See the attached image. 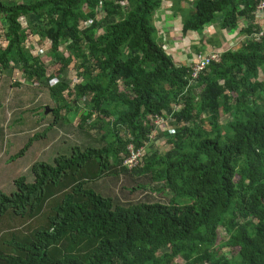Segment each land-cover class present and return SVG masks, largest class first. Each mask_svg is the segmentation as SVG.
<instances>
[{"label":"trees","instance_id":"1","mask_svg":"<svg viewBox=\"0 0 264 264\" xmlns=\"http://www.w3.org/2000/svg\"><path fill=\"white\" fill-rule=\"evenodd\" d=\"M163 1L0 2V79L10 72L18 85L17 70L45 85L52 126L88 98L77 125L106 143L36 162L32 182L19 177L13 193L0 192V264H264V33L250 38L261 33L253 16L264 0L171 3L182 37L220 51L195 83L191 64L158 36ZM209 27L246 41L228 49L206 36ZM66 70L80 76L75 83L62 78ZM163 112L173 130L159 135L166 151L150 144L142 164L127 169L126 146L150 143ZM126 171L147 180L140 188L159 184L169 201L122 204L88 187Z\"/></svg>","mask_w":264,"mask_h":264},{"label":"rangeland","instance_id":"2","mask_svg":"<svg viewBox=\"0 0 264 264\" xmlns=\"http://www.w3.org/2000/svg\"><path fill=\"white\" fill-rule=\"evenodd\" d=\"M164 1L171 5L174 0ZM120 5L124 9L127 7L126 2H121ZM258 6L262 8V5ZM163 7L165 8L166 5H163ZM170 11L171 13L160 11L154 18L158 36L164 40L167 52L174 54L177 60L180 58V62L189 63L191 62L187 60L189 56L198 52L205 55L212 52V49H217L208 46L202 50H196L194 46L201 39L196 35L182 37L180 17L171 9ZM254 13V22L259 23L256 26H261L260 22L262 23L264 18H259L260 16L256 13V10ZM36 21L35 16L29 17V23L36 25L34 24ZM246 24L247 22H241L239 29L245 27ZM2 27L3 24L0 23V30ZM209 28L206 29V36H213L214 39H218L220 42H228V49H235L246 41L244 37L236 36L238 32L227 38L220 34L218 29ZM251 39L255 40L256 38L251 37ZM39 56L43 60L48 57L47 52ZM48 72H50V69H48ZM66 72L70 74H65L62 78L70 84L75 83V79L80 77L72 70H66ZM5 73L7 74L0 79V192L6 195L13 193L15 191L14 181L19 177H25L28 182H32L30 167L36 162L52 164L55 157L71 154L72 146L85 149L86 147L100 148L106 144L99 141L101 137L99 132L87 128L81 129L77 125L79 114L86 110L85 103H88V98L80 102L76 109L73 108L69 113H66L65 121H60L59 125H63L65 130L60 129L59 126L53 129L51 125L53 124V113L50 110L54 103L49 96L48 88L43 84H39V82L32 84L17 70H15L14 78L19 84L12 85L13 80L10 78V72ZM55 81L56 78H53L48 83L52 85ZM194 91H201V87H194ZM44 107L49 109L47 113ZM40 116L44 120H40ZM165 127L171 129L170 122H166ZM70 130L72 134L67 132ZM33 136L35 137L32 138ZM53 141H57V144H54ZM152 142L158 148V152L166 151L167 144L163 139L153 138ZM119 178L120 180L117 182L111 178H103L96 182H90L88 187L103 197H109L112 200L118 198L122 204L134 202L166 203L169 201L170 195L164 196L157 192L159 184H154L150 188H140L139 185H143L147 181L142 175H135L126 171V173L120 174ZM218 236L220 242L225 241L223 230L219 229ZM228 251V247L222 249L224 253ZM227 256V259L230 260V255ZM182 263L181 259L175 261V264Z\"/></svg>","mask_w":264,"mask_h":264},{"label":"built area","instance_id":"3","mask_svg":"<svg viewBox=\"0 0 264 264\" xmlns=\"http://www.w3.org/2000/svg\"><path fill=\"white\" fill-rule=\"evenodd\" d=\"M258 5H262V8H260ZM256 6V13L259 14V18H262L263 9H264V1L259 3ZM261 21V20H260ZM261 33L252 35V38L261 37L262 33H264V22L261 23ZM250 37V38H251ZM246 38V36L244 37ZM219 59V51H212L209 54L206 55H197V57L194 60L193 66H192V76L196 77L201 71L205 70L209 63L213 60ZM24 80V77L21 76ZM26 79V78H25ZM167 117L170 116V114H167L166 112H163L161 115H155L153 117V124L154 128L156 129L157 133H163L167 131V128L165 127L166 122H169ZM170 133H173V130L169 131ZM126 151L128 153V156L123 161V166H125L127 169H133L137 165H139L142 162L143 156H144V149L143 147L136 148L133 144H128L126 147Z\"/></svg>","mask_w":264,"mask_h":264},{"label":"clouds","instance_id":"4","mask_svg":"<svg viewBox=\"0 0 264 264\" xmlns=\"http://www.w3.org/2000/svg\"><path fill=\"white\" fill-rule=\"evenodd\" d=\"M163 2H164V1H163ZM240 37H242V36H240ZM243 37H245V36H243ZM245 39H246V38H245ZM219 53H220V52H219ZM206 54H209V53H206ZM206 54H205V55H206ZM198 55H199V54H198ZM195 58H196V57H195ZM195 58L192 59L191 62H189V64H191V65H190V69H191V70H192V66H193V63H194ZM219 59H220V58H219ZM219 59H218V60H219ZM184 63H186V62H184ZM187 63H188V62H187ZM206 69H207V68H206ZM203 71H204V70H203ZM203 71H201L200 73H202ZM200 73H199V74H200ZM199 74H198L196 77H193V76H192V72H191V73H190V76H191L190 83H192V82L195 83V81H196V79L198 78ZM21 76H22V75H21ZM53 83H55V82H53ZM53 83H52V84H53ZM193 88H194V87H193ZM169 113H171V112H169ZM79 115H80V114H79ZM170 130H171V129H167V131H165V132H169ZM159 135H160V133H157V135H155V136L150 135V136H149V139L151 140V142H150V143L147 142V143H144L143 145L139 146V147H143V149H144V153H145L144 156H145V155L151 150V145H150V144L155 145L154 142H152V139H153V138H158V139H160V138H159ZM126 147H127V146H126ZM144 156H143V157H144ZM142 160H143V159H142ZM140 164H142V162H141ZM134 168H135V167H134Z\"/></svg>","mask_w":264,"mask_h":264},{"label":"crops","instance_id":"5","mask_svg":"<svg viewBox=\"0 0 264 264\" xmlns=\"http://www.w3.org/2000/svg\"><path fill=\"white\" fill-rule=\"evenodd\" d=\"M29 0H0V2L1 3H3V4H8V3H16V4H23V3H26V2H28ZM163 5H166V7L164 8L163 7ZM162 8H163V10H162V12L164 13H171V11H170V5L169 4H167V1H164L163 2V4H162ZM161 12V13H162ZM30 17V16H29ZM36 23V22H35ZM34 23V24H35ZM237 34V33H236ZM231 37H233V36H231ZM241 38V37H240ZM226 43H228V42H226ZM32 48L38 53V51H37V49L34 47V45L32 46ZM212 51V50H211ZM182 63H184V62H182ZM75 109V108H74ZM40 120H44V118H42V117H40ZM56 126H59V125H56V124H54L53 125V129L56 127ZM59 128L61 129V127L59 126ZM62 130H65L64 128H62ZM67 132H70L71 134H72V131L70 130V131H67ZM54 142V144H57V141L55 142V141H53ZM59 144V143H58ZM57 146V145H56ZM74 146H72V148H73ZM67 151V150H66ZM66 153V152H65Z\"/></svg>","mask_w":264,"mask_h":264},{"label":"water","instance_id":"6","mask_svg":"<svg viewBox=\"0 0 264 264\" xmlns=\"http://www.w3.org/2000/svg\"><path fill=\"white\" fill-rule=\"evenodd\" d=\"M48 110H49L48 108H45V112H46V113L48 112Z\"/></svg>","mask_w":264,"mask_h":264}]
</instances>
